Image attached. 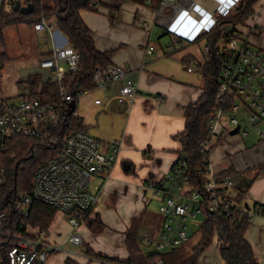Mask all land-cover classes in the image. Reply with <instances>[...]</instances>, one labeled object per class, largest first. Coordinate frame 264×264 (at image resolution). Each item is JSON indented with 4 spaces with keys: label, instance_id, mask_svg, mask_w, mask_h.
I'll return each instance as SVG.
<instances>
[{
    "label": "crops",
    "instance_id": "0c3cea01",
    "mask_svg": "<svg viewBox=\"0 0 264 264\" xmlns=\"http://www.w3.org/2000/svg\"><path fill=\"white\" fill-rule=\"evenodd\" d=\"M20 1L22 6L29 3L34 7L36 3L53 5V0ZM94 1L98 2V7L83 8L80 15L93 33L97 50L110 53L109 63L123 65L126 75L103 87L88 89L85 95L78 97L77 104L80 97L90 98L85 104L86 111H81L80 115L83 126L102 142L105 153L113 152L114 140L121 144L108 176L99 175L92 179V189H98L100 197L88 220L75 228L69 218L58 211L49 228L43 230L48 241L62 247L46 264H66L67 260L71 264H123L96 254L128 260L127 233L132 227L143 251L144 246L153 248L150 252L170 251L157 250L145 241L147 234L156 236L161 228L159 207L162 195L155 193L149 184L163 179L178 162L182 146L176 135L185 129V108L201 97L205 85L204 77L199 78L194 73L200 72L197 65L208 59L201 62L191 54L176 55L189 43L173 45L174 36L157 18L155 0ZM46 18L56 24V43L63 45L69 42L58 27V18L55 15ZM11 27L16 39L10 48L7 31ZM240 28L252 44L264 47V0L256 1L253 13L241 22ZM44 33L27 24L5 28L6 46L2 48L8 53L9 60L0 72V81L13 61L36 57L35 64L23 62L14 67L17 79L21 78L28 84L24 89L26 96L31 94L29 76L38 74L41 77L39 87L43 81H52L53 75L40 63L47 54ZM151 44L155 45L154 53L146 51ZM168 44L173 45L172 49ZM191 59L198 62L194 71L187 69ZM179 60L186 71L181 69ZM127 80L137 84L138 94L123 104L117 95ZM234 128L228 131L221 129L210 153V168L216 176L231 171L229 177L235 180L236 186L227 192L234 199L247 188L239 205V210H247L250 214L245 237L251 243L259 264H264V139L253 131L248 135L241 131L231 133ZM247 202L249 209L245 205ZM259 207L262 210H258ZM91 220H96L93 226L89 225ZM72 232L81 236V243L74 244L69 239ZM68 242L71 246L65 248ZM209 249L214 251V258L208 254L201 262L204 252L198 264L208 261L226 264L215 245Z\"/></svg>",
    "mask_w": 264,
    "mask_h": 264
},
{
    "label": "built area",
    "instance_id": "2783aa9c",
    "mask_svg": "<svg viewBox=\"0 0 264 264\" xmlns=\"http://www.w3.org/2000/svg\"><path fill=\"white\" fill-rule=\"evenodd\" d=\"M6 1L11 4L14 0ZM155 1L157 18L174 36L173 45L179 42L194 44L204 39L207 43L203 54L209 59L212 50L209 42L215 39L217 53L222 58L217 92L219 106L210 117L208 133L200 144L204 156L201 181L192 184L183 160L163 179L149 184L155 193L162 195L159 207L162 221L157 235L149 233L145 241L157 250H174L190 239L189 222L199 214L226 212L232 221L238 219L234 198L227 192L236 182L230 177L218 179L211 171L209 157L221 129L228 131L240 125L244 135L253 131L264 139V47L255 46L243 36L241 21L225 20L243 0ZM98 5L97 1L92 2L93 7ZM55 25L43 17L34 28L45 32L43 41L47 54L40 63L53 75L52 81L60 85L59 99L45 100L41 96L28 95L13 101L0 96V153L8 151L9 141L16 136L35 138L58 151L40 164L32 189L12 197L13 209L10 206L0 208V240L5 238L7 242L6 264H46L53 254L62 250L61 245L48 241L44 231L30 221L33 205L42 202L68 213L70 223L77 228L99 201L100 194L98 189H92V179L108 176L120 149L121 143L114 140L113 152L105 153L102 142L85 128L74 129L64 136L52 132L65 126L70 115L82 121L77 107L69 114L70 104L87 93L81 91L74 95L64 84L68 72L80 70L81 55L69 42L56 43ZM173 45L168 44V47L172 49ZM146 51L154 53L155 45H149ZM197 63L191 59L187 69L196 70ZM125 75V67L116 63L97 66L92 73L96 87L120 80ZM43 85L44 81L39 92ZM137 94V84L127 80L117 98L124 104ZM6 182V167L0 163V192ZM69 239L74 244L82 242L81 236L74 232ZM213 245L222 254L224 244L218 227H215ZM158 264L165 262L159 260ZM206 264L218 263L208 261Z\"/></svg>",
    "mask_w": 264,
    "mask_h": 264
},
{
    "label": "trees",
    "instance_id": "16d2710c",
    "mask_svg": "<svg viewBox=\"0 0 264 264\" xmlns=\"http://www.w3.org/2000/svg\"><path fill=\"white\" fill-rule=\"evenodd\" d=\"M94 0H53V5L36 3L31 13L23 14L14 9L16 0L9 4L6 0L0 3V46H6L5 28L9 25L34 24L42 17L55 15L58 18V27L66 35L70 44L81 55V67L77 73L68 72L65 80L66 87L70 91L79 94L81 91L96 86L92 73L97 66H105L110 61V53H101L97 50L92 31L80 15L83 8H92ZM257 0H243L241 8L233 11L225 20L244 21L253 13V5ZM217 39V38H216ZM215 39L210 41L212 47L209 59L204 64H198V68L205 79V85L201 97L185 108V129L176 135L181 143V156L176 163L186 161V170L191 177L192 184H198L203 176V159L200 152L201 141L208 133V123L213 112L219 106L217 92L222 69V58L217 53ZM9 60L6 51L0 53V72ZM41 77L34 74L28 77L31 87L30 95L41 96L45 100H57L60 97V85L53 81H47L41 92L38 91ZM85 128L82 121H76L73 116L68 117V123L58 129H54L57 135L64 136L70 131ZM86 129V128H85ZM213 149V147H212ZM211 149V151H212ZM58 153L57 149L39 142L35 138L16 136L9 141V149L0 153V163L5 165L7 182L0 192V208L10 206L12 197L20 191H29L33 187L36 170L48 157ZM175 165V166H176ZM174 166V167H175ZM231 171L218 175V179L229 177ZM247 188L240 191L234 199L238 219L234 222L226 212L206 213V219L200 226L201 238L192 249L170 250L167 252L154 251L146 253L138 242L136 230L132 227L127 233V246L130 252L128 260L109 258L103 255L97 257L110 259L123 264H158L163 260L165 264H198L201 255L210 247L213 241L215 227L220 230V239L224 246L221 253L226 264H259L251 243L246 239L245 233L250 224V214L247 210H239V205L245 198ZM7 199V200H6ZM59 209L36 202L30 221L33 225L47 230ZM13 216V211H12ZM88 216L86 220H88ZM96 220L89 221L93 226ZM7 242L0 240V264L7 262ZM66 264H71L70 260Z\"/></svg>",
    "mask_w": 264,
    "mask_h": 264
},
{
    "label": "rangeland",
    "instance_id": "374dc122",
    "mask_svg": "<svg viewBox=\"0 0 264 264\" xmlns=\"http://www.w3.org/2000/svg\"><path fill=\"white\" fill-rule=\"evenodd\" d=\"M242 2V1H241ZM241 4V3H240ZM14 30L13 27H11L8 31H7V36H8V45L9 47H13V44L15 43V36L13 34V32L11 31ZM169 38V37H167ZM166 38V40H167ZM207 41L202 39L199 40L198 42L194 43V44H186L187 47L180 50L179 52L176 53V55H182L184 56L185 54H191L194 57H196V59L198 61L203 62L205 60V56L203 54V50L205 48ZM4 51V48H2V46H0V53ZM17 59V58H15ZM15 60L13 61L12 65L4 72L3 77L1 78L0 81V96L1 97H5L7 99H11L13 101H20L23 97H25L26 95H24L26 88H28V84L24 81H22L21 78L17 79V75L15 73V69L14 67H18L20 65V63L23 64V62H25V64H35L36 62V57L35 56H31V57H27L23 60ZM32 62V63H30ZM181 69L183 71H186L187 69H185V66L183 67V65H181V61H178ZM11 68V69H10ZM195 76L202 78L201 73L198 71L196 73H194ZM23 93V94H22ZM85 95V94H84ZM90 98L89 97H80V102L77 104L78 105V111L81 114V111H86L85 108V104H87L88 100ZM84 109V110H83ZM61 212V214H64V216L66 218H69V214L66 212ZM162 219V218H161ZM160 219V222H161ZM206 217L203 214H199L198 216H196L195 218L191 219L189 222V232H191V236L190 239L182 246L178 247V250H182V249H192L200 240L201 238V232H200V226L204 223ZM158 225H159V221H158ZM71 243V242H70ZM69 242L66 243L64 246L65 248H69L71 246ZM210 247H214L213 244H211ZM177 249V248H176ZM144 250L146 252H150L153 251V248L150 247H146L144 246ZM212 249L206 250L204 255L201 257L200 261L204 262V258L206 255L209 254V256L213 259L214 258V251H211Z\"/></svg>",
    "mask_w": 264,
    "mask_h": 264
},
{
    "label": "water",
    "instance_id": "95a60500",
    "mask_svg": "<svg viewBox=\"0 0 264 264\" xmlns=\"http://www.w3.org/2000/svg\"><path fill=\"white\" fill-rule=\"evenodd\" d=\"M243 5V1L241 2V4L238 6V8H241ZM14 9L20 11L23 14H28L31 13L34 10V4L33 3H29L26 6H22L21 1L20 0H16L15 5H14ZM74 95H76V92H73ZM70 111L69 114H71L77 107V100L74 99L71 104H70ZM240 131V125L236 126L231 133H238ZM246 207L249 209L250 206L248 205V202L245 204Z\"/></svg>",
    "mask_w": 264,
    "mask_h": 264
}]
</instances>
